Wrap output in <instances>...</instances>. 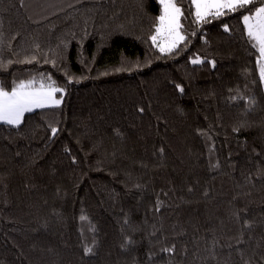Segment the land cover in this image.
<instances>
[{
  "label": "trees",
  "instance_id": "trees-1",
  "mask_svg": "<svg viewBox=\"0 0 264 264\" xmlns=\"http://www.w3.org/2000/svg\"><path fill=\"white\" fill-rule=\"evenodd\" d=\"M177 4L185 40L161 52L158 0H0V87L62 89L0 122V264H264L250 12Z\"/></svg>",
  "mask_w": 264,
  "mask_h": 264
},
{
  "label": "snow or ice",
  "instance_id": "snow-or-ice-1",
  "mask_svg": "<svg viewBox=\"0 0 264 264\" xmlns=\"http://www.w3.org/2000/svg\"><path fill=\"white\" fill-rule=\"evenodd\" d=\"M162 5V14L158 17V25L155 34L150 37L154 44L157 43L158 36L168 38V44L160 45L161 52H172L179 43L185 40V36L181 34V19L183 12L177 4V0H159ZM195 8L194 15L199 23L209 14L220 16L225 14V9L230 12H236L242 9H248L250 14L242 15L244 28L249 40L254 48L259 51L258 64L264 60V3L259 7H255L254 0H192ZM254 7L252 11L249 6ZM213 10H215L213 12ZM228 28L225 26V31ZM200 63V59L196 58L192 61ZM260 79L264 82V65L260 67ZM33 80H20L15 83L11 91H6L0 87V122L12 126H18L21 118L26 112L32 111L34 108H43L47 105H59L60 99L55 98V93L62 92V89L55 87L53 84L45 85L43 82L39 87L34 86ZM179 88L180 86L177 85ZM182 91V89H181ZM57 130L52 129L55 133ZM85 217H81L84 220ZM85 254L91 252V249L85 248ZM167 251H171L168 249Z\"/></svg>",
  "mask_w": 264,
  "mask_h": 264
},
{
  "label": "rangeland",
  "instance_id": "rangeland-1",
  "mask_svg": "<svg viewBox=\"0 0 264 264\" xmlns=\"http://www.w3.org/2000/svg\"><path fill=\"white\" fill-rule=\"evenodd\" d=\"M159 1V0H158ZM161 4V3H160ZM161 8H162V5H161ZM163 10V9H162ZM214 11V10H213ZM161 14H162V11H161ZM160 14V15H161ZM158 23H159V21H158ZM158 25V24H157ZM155 34V33H154ZM168 38L167 37H164V36H158V39H157V43L155 44L159 49H160V45H165V46H167V44H168ZM262 65H264V60H262L260 63H259V72H260V67L262 66ZM41 82H35V84H34V86L35 87H39V84H40ZM44 83V82H43ZM45 85H48V84H51V83H44ZM263 84H264V82H263ZM6 91H8V90H6ZM11 91V90H10ZM55 98L56 99H60L61 101H62V99L61 98H59V97H57L56 95H55ZM47 106H53V105H47ZM46 107V106H45ZM35 109H37V108H34L33 110H35ZM25 114V113H24ZM22 118H23V116H22ZM22 118H21V120H22Z\"/></svg>",
  "mask_w": 264,
  "mask_h": 264
}]
</instances>
